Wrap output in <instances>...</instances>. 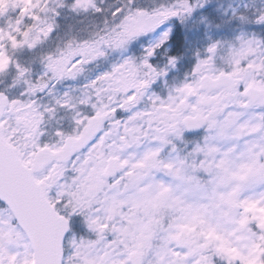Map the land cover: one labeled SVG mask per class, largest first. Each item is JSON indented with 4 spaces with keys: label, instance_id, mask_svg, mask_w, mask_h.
<instances>
[{
    "label": "snow or ice",
    "instance_id": "6c2138e0",
    "mask_svg": "<svg viewBox=\"0 0 264 264\" xmlns=\"http://www.w3.org/2000/svg\"><path fill=\"white\" fill-rule=\"evenodd\" d=\"M210 4L0 8V76L26 85L0 88V264H264V36L210 40L182 81H167L181 59L167 22L196 27ZM247 9L233 18L264 25V7ZM133 44L141 54L124 55ZM24 49L44 67L37 79L14 55ZM162 78L166 95L152 90ZM60 112L73 113L70 130L49 129Z\"/></svg>",
    "mask_w": 264,
    "mask_h": 264
},
{
    "label": "rangeland",
    "instance_id": "374dc122",
    "mask_svg": "<svg viewBox=\"0 0 264 264\" xmlns=\"http://www.w3.org/2000/svg\"><path fill=\"white\" fill-rule=\"evenodd\" d=\"M9 2L10 0H0V8L7 9ZM245 5L248 6L247 10L249 15H254L257 8L264 7V0H211V4L207 6L210 9V11L200 10L201 15H200L199 23L196 27H193V21L189 20L186 22H181L179 18H172L170 21L167 22V27L171 28L172 37H173L174 32L177 29L178 25L182 26L184 30V34L186 36V50L184 54L187 57V61H189L192 64V66H194L195 51L197 49L202 50L203 48H205L207 43L210 42V40L231 41L235 37L241 34H248V35L254 34L257 36H264V25L242 22L239 19L233 18V13L238 14L240 12L245 11ZM210 14L214 16V20L209 21L205 19L206 17H209ZM197 34H199L198 42L196 40ZM134 46H137V44H133V46L129 49V51L127 53H124V55H131L132 48H134ZM171 48L172 46L170 43L169 51L171 50ZM30 54H33V52L28 51L27 49L19 50L14 53V55H20L24 57ZM120 55H121L120 53H117L111 58L110 61H102L99 63L98 66L97 65L89 66V70L78 80H69L63 82L62 84L57 85L58 91L56 94L59 95L64 91L68 90L69 88L78 89L87 80L95 78L96 75L107 70L112 62L119 59ZM35 67H37V69H39L40 71L39 73L32 75V79H37L44 71V67L39 59H37ZM176 74H178V67L172 69L169 72L167 81H169L170 76ZM7 79L5 81L9 82V80ZM180 81H181L180 78L178 77L174 78V83H179ZM162 85L165 86V80L163 78L157 81L155 84H153L152 90L161 95L163 94L166 95L163 89H161L162 90L161 92L159 91V87H161ZM15 87L20 90V91L17 90L16 94L20 95V93L24 92L21 90H25L26 85L23 83V81H21V83L16 85ZM74 94L79 95V92H76ZM51 100L52 97L45 94V98L41 99V102L43 104H48ZM61 113L62 112L58 113L56 120L52 121L51 125H49L50 129H52L55 126L56 121L58 119L61 120L60 123L63 124L66 129L69 130L71 129L73 114L68 115V117L67 116L59 117Z\"/></svg>",
    "mask_w": 264,
    "mask_h": 264
},
{
    "label": "trees",
    "instance_id": "16d2710c",
    "mask_svg": "<svg viewBox=\"0 0 264 264\" xmlns=\"http://www.w3.org/2000/svg\"><path fill=\"white\" fill-rule=\"evenodd\" d=\"M64 25H65V21H61V29L59 30L61 34H63V31H64ZM181 37L184 38V40L186 41V37L183 33V29L181 27L178 28L177 30V34L174 38V48L173 50L170 52L171 54L173 55H177V56H181L182 55V52L184 50L185 47H181L180 46V40H181ZM55 46V41L54 42H50L49 44H46L44 46V49L43 51H47L45 49H48V48H51V47H54ZM37 59H39L38 55L36 53H33V54H30V55H26L25 57L24 56H20L19 57V60L21 61L22 64L24 65H27L28 67L31 68V64L29 63L30 61L31 62H35L37 61ZM40 60V59H39ZM192 65L190 62H188L187 66L185 68H183L187 73H189L190 69H191ZM33 70V68H31ZM33 73V72H32ZM14 75H15V72L13 71L11 75H9L10 77L7 79L9 80V82L11 83L12 80L14 79ZM6 79L4 78L1 82H0V88H5V83L7 81H5ZM5 81V82H4ZM10 85V84H9ZM42 97V96H41ZM68 113L64 114V115H68ZM68 117V116H67Z\"/></svg>",
    "mask_w": 264,
    "mask_h": 264
}]
</instances>
